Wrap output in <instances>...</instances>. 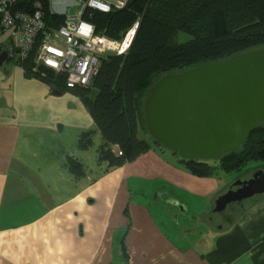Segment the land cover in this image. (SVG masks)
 I'll return each mask as SVG.
<instances>
[{"label":"crops","instance_id":"obj_1","mask_svg":"<svg viewBox=\"0 0 264 264\" xmlns=\"http://www.w3.org/2000/svg\"><path fill=\"white\" fill-rule=\"evenodd\" d=\"M72 4L49 0L58 13ZM7 37L0 32V54L8 48ZM3 57L0 264H264V201L246 205L244 215L227 225L214 224L213 207L205 202L221 194L218 181L179 171L151 150L105 175H72L68 159L86 170L91 153L78 148V135L93 130L101 141L92 119L76 96L53 94ZM141 174L168 185L153 186L145 198V184L127 185L129 176ZM133 191L139 199H131Z\"/></svg>","mask_w":264,"mask_h":264},{"label":"trees","instance_id":"obj_2","mask_svg":"<svg viewBox=\"0 0 264 264\" xmlns=\"http://www.w3.org/2000/svg\"><path fill=\"white\" fill-rule=\"evenodd\" d=\"M39 1L45 30L63 23L64 16L52 13L48 0ZM86 14L96 33L113 40L138 23L126 53L102 56L97 73L86 86L67 87L63 73L35 64L30 54L19 58L14 51L5 53L26 78L46 84L51 92L69 93L80 100L100 135L96 161L105 166V173L153 148L138 137L137 130L140 125L146 128L142 103L161 75L264 46V0H128L122 8ZM178 32L189 38L178 42ZM93 133L86 130L78 135L79 149L92 145ZM177 156L182 169L196 177L213 178L219 171L239 173L249 162H264V122L249 130L237 150L218 159ZM82 166L76 159L67 161L68 171L75 177L84 176Z\"/></svg>","mask_w":264,"mask_h":264},{"label":"water","instance_id":"obj_3","mask_svg":"<svg viewBox=\"0 0 264 264\" xmlns=\"http://www.w3.org/2000/svg\"><path fill=\"white\" fill-rule=\"evenodd\" d=\"M142 113L152 139L182 158L215 160L237 150L264 122V46L161 75L148 89ZM234 185L239 187L214 200L213 211L263 195L264 169Z\"/></svg>","mask_w":264,"mask_h":264},{"label":"built area","instance_id":"obj_4","mask_svg":"<svg viewBox=\"0 0 264 264\" xmlns=\"http://www.w3.org/2000/svg\"><path fill=\"white\" fill-rule=\"evenodd\" d=\"M0 0V27L8 37V50L19 58L32 55L33 62L63 73L66 86L90 84L98 70L99 60L108 53L125 54L138 23L128 28L119 40L96 33L89 12H109L126 5L128 0H69L64 6L63 23L45 30L41 2L33 0ZM49 1V0H48Z\"/></svg>","mask_w":264,"mask_h":264},{"label":"rangeland","instance_id":"obj_5","mask_svg":"<svg viewBox=\"0 0 264 264\" xmlns=\"http://www.w3.org/2000/svg\"><path fill=\"white\" fill-rule=\"evenodd\" d=\"M188 38H189V35L186 34V33H183V32H178V34L176 36V40L178 42L185 41ZM137 131H138L137 134H138L139 138L145 139L149 144H151V146H153V148L151 149L152 152H155L160 158H162L166 163H168L172 167L178 169L179 171L187 173L184 169H182V166H181L180 161H179V157L176 154H174L173 152H171V151H169L167 149L159 148L156 144H154V142L152 140V137L150 136V134L148 133L146 128H144L142 125H140V126H138V130ZM69 135H70V133H69ZM93 139L94 140H93L92 145L88 148V149L91 150L90 151L91 153H90V155L89 154L86 155V159H85V162H86L85 166H86L87 169L85 170L84 165L82 166V168H83L84 172H87V171L96 172L97 173L96 177H98L100 175H105L106 173L103 171V168L105 166L104 165H98L97 161H96V159H97L96 149L98 148V145H99V139H97L94 136H93ZM36 142H37V139H35L34 144H36ZM34 150H35V148H34ZM41 161H42V159H37V160L29 159L28 163L29 164H36V163H40ZM259 169H264V162H249L239 173H235V172H233V173H225V172L219 171L217 176L213 177L220 184V188H222L219 191V194L224 192L228 188L229 184H234L238 180H242V179L246 180V179L250 178V176L256 170H259ZM135 177H136V179L133 180V176H129L127 178V183H128L127 185H139V186H141V184H145L144 187L150 190V191H145V194H144L145 198H147V197L149 198V197H151L153 195V193H154V191L152 190L153 186H156V185L158 186L160 184H164L165 183V182H163L161 180L162 178L161 179L155 178V179L152 180L151 178H146V176H143V174L137 175ZM166 182L167 183H172V184L174 183V181H172L169 178H167ZM165 185H168V184L165 183ZM172 186L175 189L179 190V193H181L182 195H186V192L183 191L184 187H182V186L179 187V186H176L174 184ZM138 193H139V191L138 192H136V191L131 192L130 194L133 196V198H131V199H139V197L137 196ZM187 198H190V199H192V201H195V202L199 201V199H195L194 195L190 194V193H187ZM210 199H211V196L208 195V199H206L205 205L206 206L211 205L210 208H212V207H214V203L212 202V204H210V201H209ZM261 201H264V194L259 196V197L253 196L252 198H247V199L243 200L242 202L240 201L241 203L238 202L239 204H235L234 208L232 209L233 212L231 210H229V208H231V207L228 206L227 207L228 211H225V212H227V214L228 213H233V215L231 214L230 216H235L234 218H237V217L240 218V216L244 215L242 213H245V210H246L245 208H247L246 205H249V208H250L252 203H255V202L259 203ZM212 216H213V219L215 220L214 224L216 222H218L217 224L227 225V223H228V222H226L227 218L223 219L224 217H223V215H221V213L220 214L219 213H214V214L212 213ZM248 218L249 219L252 218L251 214L248 216ZM172 219H173V217H172ZM222 219L225 222H223ZM174 222H175L174 226H176V227H180V226L177 225L178 223L183 224V222L181 220L180 221H174ZM119 236L120 235H116L115 239H118ZM120 251H121L120 255H122V249ZM122 256L125 259L124 254ZM120 259H121V257H120ZM118 262L119 261H115L113 264H118Z\"/></svg>","mask_w":264,"mask_h":264},{"label":"flooded vegetation","instance_id":"obj_6","mask_svg":"<svg viewBox=\"0 0 264 264\" xmlns=\"http://www.w3.org/2000/svg\"><path fill=\"white\" fill-rule=\"evenodd\" d=\"M250 177H251V176H250ZM242 180H243V179H242ZM238 187H239L238 185L229 184V185H228V188H227L225 191H227L228 189L236 190ZM225 191H224V192H225ZM224 192H222V193H224ZM222 193H221V194H222ZM251 198H252V197H251ZM244 200H245V199H244ZM242 201H243V200H242ZM242 201H241V202H242ZM241 202H240V203H241ZM235 204H239V203H238V202H232V203L227 204L223 210H221V211H219V212H216V211H212V212H213V214H214V213H219V214L221 213V215H223V217H224L223 219L227 218V221H226V222H229V221H231L232 218H233V216H230L231 214L233 215V213H228V214H227V212H225V211H228V209H227L228 206L231 207V208H229V210L232 211V209L234 208ZM240 205H241V204H240ZM232 212H233V211H232ZM223 219H222V221L225 222Z\"/></svg>","mask_w":264,"mask_h":264},{"label":"bare ground","instance_id":"obj_7","mask_svg":"<svg viewBox=\"0 0 264 264\" xmlns=\"http://www.w3.org/2000/svg\"><path fill=\"white\" fill-rule=\"evenodd\" d=\"M0 32H2V30H1V27H0ZM125 32V31H124ZM123 35V34H122ZM122 37V36H121ZM6 51V50H5ZM5 51H3V53H5ZM6 54V53H5Z\"/></svg>","mask_w":264,"mask_h":264}]
</instances>
